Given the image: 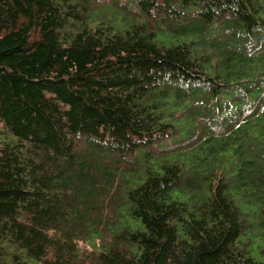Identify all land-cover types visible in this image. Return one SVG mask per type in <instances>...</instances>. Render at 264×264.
Wrapping results in <instances>:
<instances>
[{"label":"trees","instance_id":"obj_1","mask_svg":"<svg viewBox=\"0 0 264 264\" xmlns=\"http://www.w3.org/2000/svg\"><path fill=\"white\" fill-rule=\"evenodd\" d=\"M0 264H264V0H0Z\"/></svg>","mask_w":264,"mask_h":264}]
</instances>
